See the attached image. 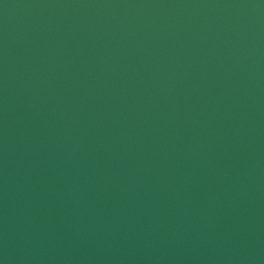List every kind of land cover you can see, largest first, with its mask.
Instances as JSON below:
<instances>
[{"label": "water", "instance_id": "water-1", "mask_svg": "<svg viewBox=\"0 0 264 264\" xmlns=\"http://www.w3.org/2000/svg\"><path fill=\"white\" fill-rule=\"evenodd\" d=\"M0 264H264V0H0Z\"/></svg>", "mask_w": 264, "mask_h": 264}]
</instances>
